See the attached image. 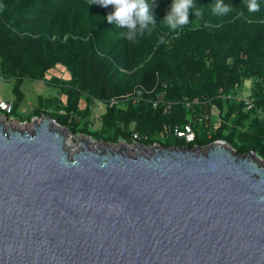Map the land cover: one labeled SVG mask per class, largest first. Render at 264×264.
<instances>
[{"label":"water","instance_id":"95a60500","mask_svg":"<svg viewBox=\"0 0 264 264\" xmlns=\"http://www.w3.org/2000/svg\"><path fill=\"white\" fill-rule=\"evenodd\" d=\"M0 116V264H264L255 151L98 141L49 114L26 128Z\"/></svg>","mask_w":264,"mask_h":264},{"label":"trees","instance_id":"16d2710c","mask_svg":"<svg viewBox=\"0 0 264 264\" xmlns=\"http://www.w3.org/2000/svg\"><path fill=\"white\" fill-rule=\"evenodd\" d=\"M91 2L0 0V78L14 80L16 94L7 117L49 114L74 133L113 143L194 148L223 139L264 158V0L256 13L248 0H224L233 11L223 16L213 15L215 0H195L201 17L193 12L176 31L161 24L173 0H155L156 26L135 42L107 21L112 6ZM59 63L70 79L47 77ZM25 79L56 85L61 96L40 95L38 106L20 114ZM250 79L248 109L238 94ZM97 102L106 110L93 128ZM186 126L195 133L192 142L177 134Z\"/></svg>","mask_w":264,"mask_h":264},{"label":"clouds","instance_id":"9594fccd","mask_svg":"<svg viewBox=\"0 0 264 264\" xmlns=\"http://www.w3.org/2000/svg\"><path fill=\"white\" fill-rule=\"evenodd\" d=\"M99 4L104 7L112 6L115 10L106 17L109 23L113 21L117 26L127 29L126 37L135 42L139 36L145 33L150 34L156 26L152 13L155 0H92L91 5ZM249 12L256 13L260 10L258 0H248ZM213 15L223 16L233 11L231 5L224 0H215L211 6ZM199 18L202 15L201 9L195 4V0H173L171 10L161 21V24L170 31L182 29L190 22V14ZM163 43V40H161Z\"/></svg>","mask_w":264,"mask_h":264},{"label":"rangeland","instance_id":"374dc122","mask_svg":"<svg viewBox=\"0 0 264 264\" xmlns=\"http://www.w3.org/2000/svg\"><path fill=\"white\" fill-rule=\"evenodd\" d=\"M53 76H60L64 79H70L71 74L69 70L63 64H57L54 68L50 69L47 73V77L51 78ZM22 90L25 93V98L19 108L20 114H28L30 113L36 106L39 104V96L42 95L45 98H50L54 96H61V89L49 83H46L42 80H32V79H25L22 83ZM64 98V95H62ZM8 100L13 101L16 99V94L14 92V80L12 79H1L0 78V100ZM106 104L103 102L94 103L93 106V113H92V120H93V128H99L101 126L100 116L105 112ZM5 117H7L4 113L0 112ZM13 122L16 125L21 126L22 128L31 127L33 124L32 119L24 123L19 117H14ZM10 116L7 117V120L11 118ZM218 117L215 114V119ZM20 122H23L20 124ZM217 125H219V121L216 120ZM26 124V125H25ZM83 135L84 133H78ZM73 144L77 143V139L72 137L69 139ZM99 141V140H98Z\"/></svg>","mask_w":264,"mask_h":264},{"label":"built area","instance_id":"2783aa9c","mask_svg":"<svg viewBox=\"0 0 264 264\" xmlns=\"http://www.w3.org/2000/svg\"><path fill=\"white\" fill-rule=\"evenodd\" d=\"M251 86H252V80H247L244 84V88L241 92H239L238 97L246 102L248 105L247 108L250 109L254 104L251 97ZM231 96V95H229ZM0 110L2 113L9 114L13 111V102L8 100H0ZM214 114L219 115V111L215 109ZM218 120V119H217ZM219 121V120H218ZM217 124V123H216ZM179 136H184L187 141H194L195 140V133L191 126H186V130H179L177 132ZM137 137V135H136ZM138 141V140H135Z\"/></svg>","mask_w":264,"mask_h":264},{"label":"bare ground","instance_id":"6f19581e","mask_svg":"<svg viewBox=\"0 0 264 264\" xmlns=\"http://www.w3.org/2000/svg\"><path fill=\"white\" fill-rule=\"evenodd\" d=\"M0 119H1V116H0ZM15 125H16V124H15ZM69 144H70V145H72V146L74 145V144H73V143H72L70 140H69ZM91 144H92V146H93V147H95V146H96V144H95V143H91Z\"/></svg>","mask_w":264,"mask_h":264},{"label":"crops","instance_id":"0c3cea01","mask_svg":"<svg viewBox=\"0 0 264 264\" xmlns=\"http://www.w3.org/2000/svg\"><path fill=\"white\" fill-rule=\"evenodd\" d=\"M3 100V99H2Z\"/></svg>","mask_w":264,"mask_h":264},{"label":"flooded vegetation","instance_id":"af4514ba","mask_svg":"<svg viewBox=\"0 0 264 264\" xmlns=\"http://www.w3.org/2000/svg\"><path fill=\"white\" fill-rule=\"evenodd\" d=\"M133 143V142H132Z\"/></svg>","mask_w":264,"mask_h":264}]
</instances>
